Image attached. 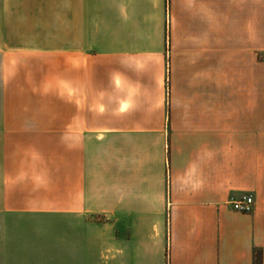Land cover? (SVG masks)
<instances>
[{
  "label": "crops",
  "instance_id": "crops-1",
  "mask_svg": "<svg viewBox=\"0 0 264 264\" xmlns=\"http://www.w3.org/2000/svg\"><path fill=\"white\" fill-rule=\"evenodd\" d=\"M260 56L264 0H0V264H264Z\"/></svg>",
  "mask_w": 264,
  "mask_h": 264
},
{
  "label": "rangeland",
  "instance_id": "rangeland-1",
  "mask_svg": "<svg viewBox=\"0 0 264 264\" xmlns=\"http://www.w3.org/2000/svg\"><path fill=\"white\" fill-rule=\"evenodd\" d=\"M235 61H236L235 58H227V66H226L227 67V80L226 82H227V96L228 97H233L234 92H235L234 90L235 79H236ZM253 61H254V64L257 63L258 65V77H259L260 85H263L264 87V57L260 56L257 59H253Z\"/></svg>",
  "mask_w": 264,
  "mask_h": 264
},
{
  "label": "built area",
  "instance_id": "built-area-1",
  "mask_svg": "<svg viewBox=\"0 0 264 264\" xmlns=\"http://www.w3.org/2000/svg\"><path fill=\"white\" fill-rule=\"evenodd\" d=\"M229 205L234 212L250 215L254 210V197L251 194L242 195L238 199L230 200Z\"/></svg>",
  "mask_w": 264,
  "mask_h": 264
},
{
  "label": "trees",
  "instance_id": "trees-1",
  "mask_svg": "<svg viewBox=\"0 0 264 264\" xmlns=\"http://www.w3.org/2000/svg\"><path fill=\"white\" fill-rule=\"evenodd\" d=\"M260 262V256L258 255V257H257V263H259Z\"/></svg>",
  "mask_w": 264,
  "mask_h": 264
}]
</instances>
